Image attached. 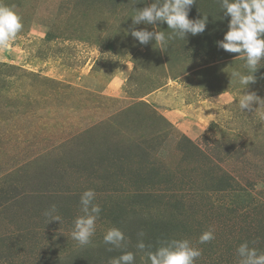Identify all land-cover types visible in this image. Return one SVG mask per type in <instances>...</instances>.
I'll return each instance as SVG.
<instances>
[{"label":"rangeland","instance_id":"obj_1","mask_svg":"<svg viewBox=\"0 0 264 264\" xmlns=\"http://www.w3.org/2000/svg\"><path fill=\"white\" fill-rule=\"evenodd\" d=\"M151 2L0 0L23 24L0 50V264H108L125 251L150 264L164 239L190 240L195 264H238L244 242L264 252V109L238 107L231 73L246 61L216 45L230 18L196 0L189 18L207 16L204 33L161 51L129 31ZM258 67L245 91L264 98ZM87 189L102 211L82 247L71 232ZM52 205L61 222L44 215ZM110 227L125 247L104 243Z\"/></svg>","mask_w":264,"mask_h":264},{"label":"clouds","instance_id":"obj_2","mask_svg":"<svg viewBox=\"0 0 264 264\" xmlns=\"http://www.w3.org/2000/svg\"><path fill=\"white\" fill-rule=\"evenodd\" d=\"M196 0H152L143 8L135 10L131 17L132 26L130 35L140 45H147L151 41L159 46L161 51L166 50L167 40L173 37L185 39L187 34L193 36L204 33L208 17L197 19L189 18V11ZM225 17H229L223 39L216 41L217 47L229 53H238L245 59L244 67L248 70L243 73L233 70L231 78L242 86L243 91L238 99V107L256 113L264 109V98L255 91H245L250 84L256 82L254 75L260 68L258 65L264 60V0H219ZM157 22L166 23L171 34L166 37L163 31H148L146 28L137 29V25H153ZM21 17L12 7L0 4V50H8L17 34L22 30ZM128 33H126L127 35ZM254 105L259 107L254 108ZM264 119V111L259 113ZM96 193L92 189L85 190L80 196V212L73 221L71 237L80 246L92 244V237L96 231V221L102 211L101 206L95 202ZM57 209L52 205L44 215L50 217L49 221L61 222L56 214ZM143 237L144 233H138ZM213 230L202 232L199 243L205 244L214 239ZM103 241L112 248L125 247V235L117 227H110L103 235ZM136 247L144 251L147 247L143 239H139ZM109 248V251L112 250ZM238 264H264V252L249 247L248 242L241 243L236 249ZM202 254L201 249L194 247L188 239H164L159 241L155 251H147L150 264H195ZM135 255L131 251L122 252L118 257L111 258L108 264H134Z\"/></svg>","mask_w":264,"mask_h":264}]
</instances>
